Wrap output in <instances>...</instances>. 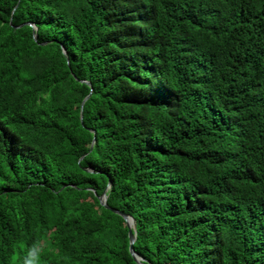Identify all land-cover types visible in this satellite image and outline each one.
Segmentation results:
<instances>
[{
	"label": "trees",
	"instance_id": "trees-1",
	"mask_svg": "<svg viewBox=\"0 0 264 264\" xmlns=\"http://www.w3.org/2000/svg\"><path fill=\"white\" fill-rule=\"evenodd\" d=\"M112 209L264 264V0H0V264H137Z\"/></svg>",
	"mask_w": 264,
	"mask_h": 264
},
{
	"label": "water",
	"instance_id": "water-1",
	"mask_svg": "<svg viewBox=\"0 0 264 264\" xmlns=\"http://www.w3.org/2000/svg\"><path fill=\"white\" fill-rule=\"evenodd\" d=\"M25 24H29V25L33 26V24L29 21H26ZM86 98H87V96L83 99L81 106H80V118H82V106H83V103H84ZM106 190H107V188H105L103 193L99 196V200H100L101 204H103L104 206L109 208V206L107 205V202H106V199H107ZM112 210L114 212L120 214L124 218V220L128 226L129 252L132 255V257L134 258V260L137 262V264H143L142 257L138 256L135 253V251L133 250V242L135 240V232H134L135 221H134V219L124 212H121V211L116 210V209H112Z\"/></svg>",
	"mask_w": 264,
	"mask_h": 264
}]
</instances>
